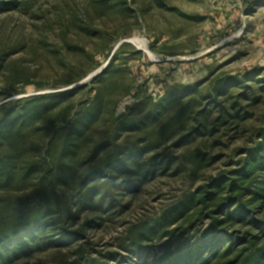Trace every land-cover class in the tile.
<instances>
[{
	"label": "rangeland",
	"instance_id": "374dc122",
	"mask_svg": "<svg viewBox=\"0 0 264 264\" xmlns=\"http://www.w3.org/2000/svg\"><path fill=\"white\" fill-rule=\"evenodd\" d=\"M99 1L29 0L23 12L0 14L7 38L12 43L25 39L20 45L25 48L12 54L6 66L18 65L27 77L6 89L23 91L17 98L70 92L92 81L123 49L118 64L126 60L134 91L120 102L118 113L127 115L124 121H142L141 128L110 137L108 150L83 161L80 173L105 169L122 151L140 144L145 151L135 173L117 180L104 173L99 180L118 187L137 181L138 187L119 189L110 208L106 204L100 212L84 214L69 229L78 231L94 222L86 228V239L33 252L12 264L153 262L168 242H141L136 249L134 240L142 230L198 188L238 170L264 132V0H120L123 5L111 7L103 17L94 14L91 22L103 32L108 46L103 50H110L111 57L79 84L67 86L65 68L51 53L62 42L58 30L41 33V21L32 14L60 7L85 20L87 9ZM87 43L89 51L102 50L99 37ZM31 46L38 48L40 59L30 55ZM95 59L104 61L99 53ZM91 67L86 60L82 70ZM25 82L31 85L23 87ZM85 98L86 93L77 101ZM108 123L106 132L113 130ZM151 164L154 174L146 176ZM205 216L202 224L192 227L182 221L171 230L181 228L179 232L192 237L207 227ZM58 234H52L55 240Z\"/></svg>",
	"mask_w": 264,
	"mask_h": 264
},
{
	"label": "trees",
	"instance_id": "16d2710c",
	"mask_svg": "<svg viewBox=\"0 0 264 264\" xmlns=\"http://www.w3.org/2000/svg\"><path fill=\"white\" fill-rule=\"evenodd\" d=\"M28 1L0 0V14L23 12ZM121 5L120 0L96 2L87 9L85 20L60 7L32 14L41 21L37 27L41 33L58 30L56 36L62 42L51 53L65 68V85L79 84L109 60L110 50H103L108 47L107 40L91 22L94 14L103 17L111 7ZM4 30L0 25V79L4 83L0 88V264H12L33 252L68 247L86 239V228L94 222H86L83 230L69 229L84 214L100 212L106 204L110 208L119 189L138 187L137 181L103 186L100 178L104 173L114 180L132 175L145 148L139 144L122 151L121 158L109 162L105 169L80 173L83 161L108 150L110 137L141 128L142 121H124L127 115L118 113L120 102L134 91L126 60L118 64L123 49L92 81L70 92L17 98L23 91L13 93L6 85L26 79V71L6 65L12 54L25 48L20 47L25 39L12 43ZM96 37L103 47L94 53L88 50L87 41ZM96 53L103 55V62L95 59ZM30 55L36 60L41 57L36 46H31ZM86 60L92 67L84 72ZM29 85L25 82L23 87ZM85 93L87 98L77 101ZM134 97L136 107L137 94ZM131 110L128 107V112ZM104 123L113 130L106 132ZM261 137L238 170L198 188L142 230L134 240L136 249L141 242L168 244L163 255L140 264H264V132ZM154 171L151 164L146 176ZM203 213L210 222L202 232L189 237L179 232L181 228L171 230L182 221L192 227L202 224ZM54 231L60 233L58 240ZM176 233L180 236L173 247Z\"/></svg>",
	"mask_w": 264,
	"mask_h": 264
},
{
	"label": "water",
	"instance_id": "95a60500",
	"mask_svg": "<svg viewBox=\"0 0 264 264\" xmlns=\"http://www.w3.org/2000/svg\"><path fill=\"white\" fill-rule=\"evenodd\" d=\"M107 63L109 64V61H108ZM108 64H106L105 67H104L103 69H105V68L107 67ZM103 69H102V70H103ZM102 70H101V71H102ZM99 73H101V72H99ZM97 75H98V74H95L93 77L95 78ZM80 86H81V85H79V86H77V87H80Z\"/></svg>",
	"mask_w": 264,
	"mask_h": 264
}]
</instances>
